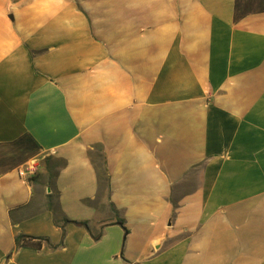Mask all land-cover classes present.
<instances>
[{"label":"crops","instance_id":"1","mask_svg":"<svg viewBox=\"0 0 264 264\" xmlns=\"http://www.w3.org/2000/svg\"><path fill=\"white\" fill-rule=\"evenodd\" d=\"M0 264H264V0H0Z\"/></svg>","mask_w":264,"mask_h":264},{"label":"trees","instance_id":"2","mask_svg":"<svg viewBox=\"0 0 264 264\" xmlns=\"http://www.w3.org/2000/svg\"><path fill=\"white\" fill-rule=\"evenodd\" d=\"M93 161H94V163L96 165V170H97V173H98V181H99L100 190H101L103 185L109 184V175H108L107 169L102 166V163H101V165H99L98 162H97V159L94 158V157H93ZM51 199H52V197L50 195V200ZM50 206L52 207V204H50ZM70 223H74V224L79 225V226H84L88 230H90L88 222H86V221L78 222V221H72V220H69V219L65 218L63 225L70 224ZM119 223L122 226H124V221L122 219L119 220ZM101 236H102V231H100V232H98L96 234H93V237H94L95 240H99ZM42 240H47V238H35V237H32V236L21 234V235H19L17 237L16 241H17V245L18 246L30 245V246H34V247L40 248Z\"/></svg>","mask_w":264,"mask_h":264},{"label":"built area","instance_id":"3","mask_svg":"<svg viewBox=\"0 0 264 264\" xmlns=\"http://www.w3.org/2000/svg\"><path fill=\"white\" fill-rule=\"evenodd\" d=\"M39 167L40 163L36 160H33L28 163L24 168L19 170V175L21 177L34 176L38 172Z\"/></svg>","mask_w":264,"mask_h":264},{"label":"rangeland","instance_id":"4","mask_svg":"<svg viewBox=\"0 0 264 264\" xmlns=\"http://www.w3.org/2000/svg\"><path fill=\"white\" fill-rule=\"evenodd\" d=\"M94 154H95V155H94V158H96L98 164L101 165L102 160H101L100 157L98 156V155H99L98 152L96 151ZM105 187H106V185H103V186H102V188H101V190H100V193H99V196H98V200H97V202H100V201H101L102 193H104V192L106 191V188H105Z\"/></svg>","mask_w":264,"mask_h":264}]
</instances>
